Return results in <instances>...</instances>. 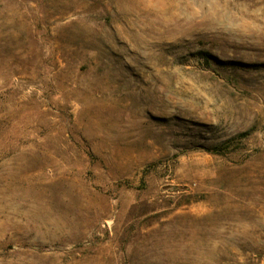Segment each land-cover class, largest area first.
Segmentation results:
<instances>
[{"label":"rangeland","instance_id":"obj_1","mask_svg":"<svg viewBox=\"0 0 264 264\" xmlns=\"http://www.w3.org/2000/svg\"><path fill=\"white\" fill-rule=\"evenodd\" d=\"M0 264H264V0H0Z\"/></svg>","mask_w":264,"mask_h":264}]
</instances>
